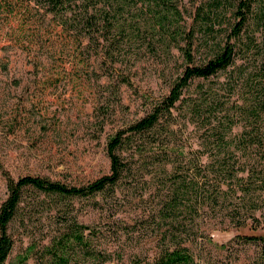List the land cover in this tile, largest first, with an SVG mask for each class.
<instances>
[{
	"label": "rangeland",
	"instance_id": "1",
	"mask_svg": "<svg viewBox=\"0 0 264 264\" xmlns=\"http://www.w3.org/2000/svg\"><path fill=\"white\" fill-rule=\"evenodd\" d=\"M20 3L0 0V204L7 196L3 172L14 178L39 175L76 185L108 173L109 138L145 115L169 91L184 65L178 50L167 53L160 37L151 49L144 30L129 37L110 33L111 42L99 38L103 46L85 39L86 77H69L67 71L73 72L71 64L76 63L60 65L57 48L62 41L50 29L52 12L47 4L44 0ZM234 3L179 0L185 29L195 32L194 62H204L212 55L214 40L226 38L234 21ZM208 25L213 29L210 36L205 34ZM258 28L256 23L248 24L242 38L247 40L245 34L252 33L259 40ZM179 41L185 43L183 35ZM254 46L249 43L245 47L249 50L239 53L237 64L259 63ZM62 67L64 76L52 79L56 68L62 71ZM228 76L224 70L207 79L193 78L184 88V99L195 97L199 85L228 94L229 88L221 86ZM49 78L53 85L46 84ZM187 107L184 100L174 109L172 141L189 152L201 147L200 134L208 129L195 123L196 116ZM241 128L238 123L231 133ZM145 139L144 132L118 147L131 169L114 191L81 197L25 188L8 225L13 246L4 264H50V252L71 217L90 226L95 246L109 255L108 264H143L166 246L172 247L174 236L186 238L200 264H257L260 244L236 235L264 233V225L252 228L249 222L236 227L227 219L202 214L192 221L183 216L187 224L183 228L162 217L164 176L151 155L160 149L151 145L152 150L139 151L142 144H150Z\"/></svg>",
	"mask_w": 264,
	"mask_h": 264
},
{
	"label": "trees",
	"instance_id": "2",
	"mask_svg": "<svg viewBox=\"0 0 264 264\" xmlns=\"http://www.w3.org/2000/svg\"><path fill=\"white\" fill-rule=\"evenodd\" d=\"M20 2L22 6V0ZM44 3L52 12L48 21L50 29L62 41L57 48L60 65L65 61L76 63L71 64L73 72L67 71L69 77H86L89 62L84 55L85 39L103 46L99 38L106 43L110 33L129 37L144 30L151 49L155 47L154 40L160 37L167 53L172 54V48L178 50L184 65L169 91L162 94L145 115L109 138L108 173L76 185L39 175L14 178L3 172L7 196L0 204V264L5 263L13 246L8 225L17 213L25 188L81 197L114 191L131 169L127 158L117 151L118 147H124L144 132L145 142L150 144H142L139 151L152 150L151 145L160 149L157 153L152 150L151 155L164 176L165 198L160 208L164 219L179 223L183 228L187 225L184 217H191L188 220L192 221L202 214L219 217L221 221L227 219L236 227L249 222L252 228L264 225V1L235 0L234 21L229 25L226 38L214 40L212 55L198 63L192 56L195 32L193 28L185 29L179 0H44ZM250 23L259 25L257 41L252 33L245 34L247 40L242 38ZM212 32V26L208 25L205 34L210 36ZM181 35L184 44L179 41ZM249 43L255 45L260 61L245 67L243 62L237 64L236 58L242 56L239 53L246 50ZM61 69L56 68L52 79L64 76L65 68ZM224 70L229 71V78L228 83L223 82L221 86L229 88L228 94L199 85L195 97L184 99V88L193 78L207 79ZM52 79L46 84L53 85ZM184 100L188 113L196 116L195 123L208 129L200 134L201 147L189 152L172 141L174 109ZM238 123L241 130L231 133ZM88 229L90 226L78 222L76 217L67 219L66 231L50 252V264H75L74 259L83 264H108V253L95 246L92 230ZM236 236L242 241L259 243L260 259L256 263L264 264V233ZM185 241V237L174 236L172 247L166 246L143 264H200Z\"/></svg>",
	"mask_w": 264,
	"mask_h": 264
}]
</instances>
